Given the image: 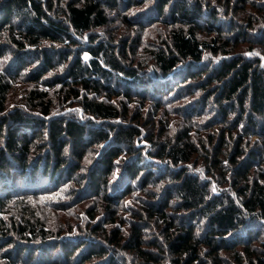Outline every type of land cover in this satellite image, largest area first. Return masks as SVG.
I'll return each mask as SVG.
<instances>
[{
  "label": "trees",
  "instance_id": "16d2710c",
  "mask_svg": "<svg viewBox=\"0 0 264 264\" xmlns=\"http://www.w3.org/2000/svg\"><path fill=\"white\" fill-rule=\"evenodd\" d=\"M131 8L139 11L121 15L127 27H164L137 65L126 48L136 49L141 33H107L113 12ZM253 44L264 47V0H0V264H125L117 248L135 264H264V60L241 52ZM17 81L31 83L28 107L4 113ZM55 91L87 118L49 119ZM180 101L183 120L171 128L164 103ZM210 106L218 118L206 123ZM101 144L87 173L65 155L80 161ZM200 164L229 189L214 193L194 170ZM69 179L85 180L112 222L119 201L135 191L145 198L125 233L101 224L64 238L26 200ZM150 224L161 227L162 243L144 237Z\"/></svg>",
  "mask_w": 264,
  "mask_h": 264
},
{
  "label": "rangeland",
  "instance_id": "374dc122",
  "mask_svg": "<svg viewBox=\"0 0 264 264\" xmlns=\"http://www.w3.org/2000/svg\"><path fill=\"white\" fill-rule=\"evenodd\" d=\"M139 11V8H131L130 12H123L122 9L118 11V13L113 12L112 14V21L108 26L107 33L110 35L113 34V36L118 38H130L131 36H137L141 33V44L135 49L134 46L126 48L127 51V57L131 58L129 61H133L134 65L138 64L139 60H142L144 58H147L148 54L146 53L141 54L142 50L147 49L151 47L150 45L154 41L152 39L154 36L161 34L164 31V27L162 25L156 24L153 26H143L140 28H129L128 23L124 21V19L121 17L122 14L130 13V18L134 15L131 13H136ZM246 12L252 13L251 8H247ZM137 19V18H134ZM141 21L142 19H137L136 21ZM143 23V21H141ZM250 37L254 36V32H250ZM259 36V35H258ZM258 38V37H256ZM119 43V42H118ZM121 43V42H120ZM251 48H242L241 52L244 55V57L253 59L254 57H257L259 60H264V47L262 45H254L249 46ZM238 48L234 51H237ZM245 53H249V55H245ZM256 53H259V55H256ZM230 55V54H229ZM225 54L218 53L213 56V59L215 61H222L224 59ZM148 64V65H147ZM151 63L150 61L146 63L147 66H149ZM140 65V64H139ZM31 86L30 82L27 81H17L13 84V88L10 90L7 96V103H6V112L14 111L18 108L24 107L27 109V92L29 87ZM57 91H55L52 94V102H53V108L52 112L50 113L49 119L61 115L62 117H77V118H83L86 119L87 115L84 114L80 108V104L76 102H70V100L64 101L61 100V98L58 97L56 94ZM61 97H63L61 95ZM181 101L177 102L176 104H168L164 103V109L168 113V119L171 124V128H177L179 124H176V122H180V120H183L181 116L176 114L174 111V106H180ZM54 104H56L54 106ZM154 104H149V101L147 102L145 108L142 110V117H141V123L146 125L147 127L150 125L151 122L148 121V117L150 113H153ZM184 109V107H182ZM30 109V108H29ZM164 110V111H165ZM207 114L204 116V119H207L205 122L208 123L211 121V117H216L217 112L215 109L208 107ZM162 111L159 112L157 116H155V120L158 118V115H161L164 113ZM34 116H40L41 114L39 112H33ZM5 115V114H4ZM152 115H150L149 119L151 121ZM165 118V117H164ZM47 119V118H45ZM202 120V119H201ZM213 121V120H212ZM211 121V122H212ZM165 122V120H163ZM183 122H187L186 120ZM203 122L204 124H206ZM167 123V122H166ZM156 128H160L155 124ZM179 128V127H178ZM215 128H217V124H215ZM147 129V128H146ZM43 133H40V137L37 140L38 142H42V146L39 148V153L41 155L46 154L49 150L48 140L46 138V128H44ZM45 141L46 144L43 142ZM256 141L257 146H261L260 138L259 136H253L251 138V142L253 143ZM104 144L101 145H94L92 147H88L86 150L83 151V158L79 161L77 159H73L72 157H69V152L65 150V155L70 158L71 163H78L80 167V171L83 173H87V170H89L95 159L100 153V150L102 149ZM72 159V160H71ZM129 159V158H128ZM126 159V160H128ZM117 161V160H116ZM123 160L121 161V164H123ZM120 164V165H121ZM195 171H199L201 173L200 176H206V180L210 183V188H212V191L220 192L223 189L227 190L229 189L228 184H221L219 185L218 182L220 181L216 178L214 179L211 175H208L206 173H203V165L200 164V166L193 165ZM123 167H116L114 174L112 175L111 179L109 180L110 183L114 186V188L118 187V184L120 183V180L118 181V178L121 174ZM206 174V175H205ZM227 176H230L229 173H227ZM231 178V177H226ZM118 181V183L116 182ZM86 181L82 184H77L74 179H69L68 181H62V183H59L58 185L54 186L52 183H47L43 191L40 192H32V195H29L31 197H27L26 202L29 203L27 206L30 211H34L33 213L38 216V219L41 220L42 224L45 225L46 228L52 229L53 232H60L64 238L77 236L84 233L89 232V229L92 226L96 225H103L107 230H109L111 227L117 226L120 228L122 232L125 233L127 231V224L126 222L129 221V219H134L132 212L135 210V212L138 211V203L140 198H145L139 191H135L132 194L126 196L123 200L118 202L117 207H113L116 210V219L115 222H112L106 215H103V205L104 203L101 202V198L94 194L91 191L85 190ZM112 186L110 185V188ZM26 190V189H25ZM40 190V189H39ZM5 191V190H4ZM27 190L26 192H28ZM7 192V191H5ZM4 192V193H5ZM24 190L18 189L13 192H9V195L12 194H18L22 193ZM4 193H0V196L4 198ZM19 202L23 200H18ZM92 212V214H91ZM6 213V212H5ZM134 213V212H133ZM8 214H5L7 216ZM119 215L121 217H119ZM119 217V218H117ZM123 219V220H122ZM152 223V220L150 221ZM204 224V221L203 223ZM161 230V227L150 224V226H147L144 230V237L150 238V239H157L159 243L163 242V236L160 235L159 231ZM262 237V233L260 234ZM153 237V238H152ZM69 238V239H71ZM94 239L98 241H104L101 238H98V236H93ZM74 240V239H73ZM73 242V241H70ZM123 256V261L125 264H135L133 258V253L128 250H124L123 248H117ZM79 251V250H78ZM76 251L75 253H77ZM224 257L228 258L229 255H224ZM121 259V258H120ZM31 264V263H30Z\"/></svg>",
  "mask_w": 264,
  "mask_h": 264
},
{
  "label": "snow or ice",
  "instance_id": "6c2138e0",
  "mask_svg": "<svg viewBox=\"0 0 264 264\" xmlns=\"http://www.w3.org/2000/svg\"><path fill=\"white\" fill-rule=\"evenodd\" d=\"M245 55H249V53H245ZM256 55H259V53H256ZM84 58H85V59L88 58V54H87V53L84 54Z\"/></svg>",
  "mask_w": 264,
  "mask_h": 264
}]
</instances>
